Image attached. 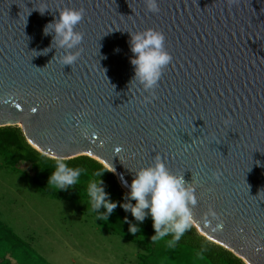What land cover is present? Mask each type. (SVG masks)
<instances>
[{
    "label": "water",
    "instance_id": "95a60500",
    "mask_svg": "<svg viewBox=\"0 0 264 264\" xmlns=\"http://www.w3.org/2000/svg\"><path fill=\"white\" fill-rule=\"evenodd\" d=\"M65 7L85 9L73 65L60 63L61 50L43 51L52 42L43 28ZM159 7L0 0V128L19 126L49 157L107 164L127 193L125 182L159 155L195 186L198 232L246 264H264V0ZM147 28L164 33L172 56L151 103L130 63L129 32Z\"/></svg>",
    "mask_w": 264,
    "mask_h": 264
},
{
    "label": "clouds",
    "instance_id": "9594fccd",
    "mask_svg": "<svg viewBox=\"0 0 264 264\" xmlns=\"http://www.w3.org/2000/svg\"><path fill=\"white\" fill-rule=\"evenodd\" d=\"M144 3L147 12L158 13L160 11L159 0H144ZM45 9H39L41 14L45 12ZM84 16V8L65 7L60 10L59 18H54L43 28L44 35H52L50 47L43 51L47 53L53 47L57 51L61 50L60 63L73 65L81 54L78 46L84 34L77 30V25ZM129 33L130 49L134 54L130 58V63L134 66L133 81L149 93L144 100L146 103H151L156 98L155 89L163 70L172 61V56L165 48V35L162 31L147 28ZM82 134L86 135L87 130H83ZM50 159L54 161V170L47 179V185L56 191L69 190L79 183L81 175L86 172L83 168L70 166L63 156L54 155ZM105 171H111L107 164L103 169L93 173L95 179H91L87 185L88 201L86 204L96 214V219L107 221L110 214L119 206L125 212H130L138 222L131 223L127 217L123 220L129 224L128 231L135 235L142 233L140 225L146 217L150 216L154 230L150 237L151 242L157 243L165 240L168 248L175 247L176 243L193 226V207L190 205L197 204L195 186L187 183L183 174L172 172L159 155L155 156L153 163L137 169L130 184L125 182L129 191L124 202L112 200L110 194L105 191L102 179ZM214 178L218 179V175L214 174ZM133 200L134 204L131 202ZM102 207L105 210L103 212L100 211ZM209 215L217 219V214L212 209H209ZM220 227L221 223H217L213 230ZM202 253L203 249L197 255L201 256Z\"/></svg>",
    "mask_w": 264,
    "mask_h": 264
},
{
    "label": "rangeland",
    "instance_id": "374dc122",
    "mask_svg": "<svg viewBox=\"0 0 264 264\" xmlns=\"http://www.w3.org/2000/svg\"><path fill=\"white\" fill-rule=\"evenodd\" d=\"M21 170L0 156V264H139L141 245L99 227L85 201L38 189L28 164Z\"/></svg>",
    "mask_w": 264,
    "mask_h": 264
},
{
    "label": "trees",
    "instance_id": "16d2710c",
    "mask_svg": "<svg viewBox=\"0 0 264 264\" xmlns=\"http://www.w3.org/2000/svg\"><path fill=\"white\" fill-rule=\"evenodd\" d=\"M0 156L4 158L7 166L16 170L22 171L21 165L28 164L32 168V174L27 172L25 174L37 184L38 189L50 197L59 200L75 201L80 199L85 201L86 211L95 218L99 227L104 228L109 233L119 235L127 241L138 243L144 248V252L139 254V264H246L233 252L201 235L194 226L184 234L175 247L168 248L165 240L157 243L151 242L150 237L154 230L150 216L146 217L140 225L142 233L135 235L128 231L129 224L123 220L127 217L131 223L138 222L131 216L130 212H125L119 206L114 209L107 221L96 219V214L86 204L88 201L87 185L91 179H95L93 173L103 169L104 165L89 156H78L67 160L70 166L86 170L81 175L79 183L67 191H56L47 185V179L54 170V161L35 149L28 142L19 126L0 128ZM102 179L105 191L110 194V198L124 202L127 192L120 186L116 175L112 171H105ZM131 202L135 203L134 200ZM100 211L105 210L102 207ZM201 249H203V253L198 256L197 253L201 252Z\"/></svg>",
    "mask_w": 264,
    "mask_h": 264
},
{
    "label": "snow or ice",
    "instance_id": "6c2138e0",
    "mask_svg": "<svg viewBox=\"0 0 264 264\" xmlns=\"http://www.w3.org/2000/svg\"><path fill=\"white\" fill-rule=\"evenodd\" d=\"M33 111H35V109H33Z\"/></svg>",
    "mask_w": 264,
    "mask_h": 264
}]
</instances>
